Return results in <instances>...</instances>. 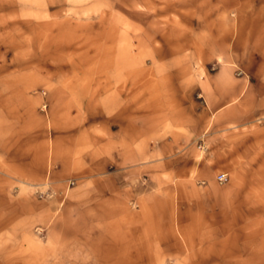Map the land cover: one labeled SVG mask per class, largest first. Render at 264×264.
Masks as SVG:
<instances>
[{"label":"rangeland","instance_id":"374dc122","mask_svg":"<svg viewBox=\"0 0 264 264\" xmlns=\"http://www.w3.org/2000/svg\"><path fill=\"white\" fill-rule=\"evenodd\" d=\"M254 176L264 0H0V264H264Z\"/></svg>","mask_w":264,"mask_h":264},{"label":"crops","instance_id":"0c3cea01","mask_svg":"<svg viewBox=\"0 0 264 264\" xmlns=\"http://www.w3.org/2000/svg\"><path fill=\"white\" fill-rule=\"evenodd\" d=\"M255 179H257V186L255 188L254 187H250L246 193V199H248V204H252L249 206V210H261V206L263 207L262 205V202H261V199H264V191L263 190H260L259 188H261L260 185V182L262 181V179L264 180V176H254ZM238 193V192H236ZM150 198L149 197H137L135 198L136 200V204H137V208H130L128 207V205L126 204V202H120L119 205L121 204V210H152V207L150 205ZM228 200V203L229 202V198H226ZM125 203V204H124ZM258 203L259 206H257V208H254L255 206ZM231 205V204H230ZM229 208V206H228ZM228 210H231L230 208Z\"/></svg>","mask_w":264,"mask_h":264},{"label":"built area","instance_id":"2783aa9c","mask_svg":"<svg viewBox=\"0 0 264 264\" xmlns=\"http://www.w3.org/2000/svg\"><path fill=\"white\" fill-rule=\"evenodd\" d=\"M226 178H227V176H226L225 173H221V174H219L218 177H217L218 181H220V182H221V181H225Z\"/></svg>","mask_w":264,"mask_h":264}]
</instances>
